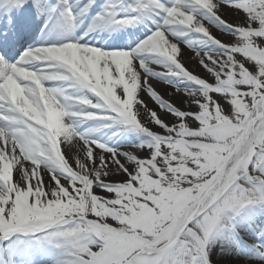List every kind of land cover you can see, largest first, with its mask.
Here are the masks:
<instances>
[{
	"label": "snow or ice",
	"instance_id": "6c2138e0",
	"mask_svg": "<svg viewBox=\"0 0 264 264\" xmlns=\"http://www.w3.org/2000/svg\"><path fill=\"white\" fill-rule=\"evenodd\" d=\"M0 264H264V0H0Z\"/></svg>",
	"mask_w": 264,
	"mask_h": 264
}]
</instances>
